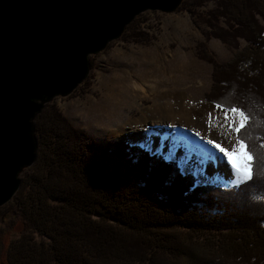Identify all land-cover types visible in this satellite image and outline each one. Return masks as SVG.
Returning a JSON list of instances; mask_svg holds the SVG:
<instances>
[{
	"label": "trees",
	"instance_id": "16d2710c",
	"mask_svg": "<svg viewBox=\"0 0 264 264\" xmlns=\"http://www.w3.org/2000/svg\"><path fill=\"white\" fill-rule=\"evenodd\" d=\"M208 4L209 9L196 12ZM175 11L197 16L204 36L235 48L229 61L218 63L204 41L196 42L197 57L212 67L204 99L222 109H252L256 123L248 132L254 142L264 140L257 115L264 108V0H182ZM143 16H136L118 40L145 41L147 34L140 36L139 27L149 28V20ZM239 39L244 41L241 48ZM33 125L34 163L22 171L19 191L0 206L4 264H163V254L187 256L188 264H236L203 256L194 260L208 251L204 239L226 245L228 258L245 257L246 181L228 187L195 184L194 175L183 173L176 162L164 164L120 140L100 143L75 128L53 104ZM262 162L264 158L254 162L253 176ZM250 186L264 196L255 179ZM15 219L21 231L3 247L4 231ZM257 240L250 239L249 247Z\"/></svg>",
	"mask_w": 264,
	"mask_h": 264
},
{
	"label": "rangeland",
	"instance_id": "374dc122",
	"mask_svg": "<svg viewBox=\"0 0 264 264\" xmlns=\"http://www.w3.org/2000/svg\"><path fill=\"white\" fill-rule=\"evenodd\" d=\"M210 7L208 4L196 12ZM139 15L151 21L147 23L149 28L139 27L140 36H144V32L147 34L145 41H109L104 49L90 55V59L88 57L92 64L86 78L66 96L53 97L40 112L48 104H53L75 128L83 130L100 143L120 140L141 154L148 152L152 158L164 164L178 161V168L183 173L199 174L194 176L195 184L222 187L236 185L232 183L233 179H228L231 166L227 159H220L222 154L210 155L205 151L213 149L212 145L207 144L208 140L230 147L235 143L236 134L229 133L226 127L218 126L225 124L222 108L204 99L212 83V67L197 57L195 45L198 41H204L211 58L218 63L229 61L235 48L208 33L204 36L205 27L198 23L197 16H190L187 11H145ZM242 46L244 41L239 39L238 48ZM257 115L264 126V108ZM160 126L168 128L167 136L173 137L170 146L157 142ZM166 138L162 137L163 142ZM158 149L163 151L161 157L155 153L159 152ZM213 152L218 153V150ZM205 163L208 167L204 166ZM262 164V170L252 178L261 189L264 187V162ZM208 170V177L214 178L216 175L217 178L206 179ZM220 178L225 180L221 181ZM170 179L174 181L173 174ZM251 180L246 181V202L250 209H246L245 257L239 255L228 258L225 252L230 249L226 245L221 248L211 239H204L203 246L208 251L200 255L196 253L198 256L194 260L200 261V256H203L205 260L215 262L228 259L236 264H264V259H261L264 257V196L254 191L250 186ZM238 185L244 186V181ZM18 191L19 188L15 194ZM10 218L4 217L5 220ZM20 231L21 223L15 219L10 228L4 231L3 247L17 238ZM218 238L221 241L225 235ZM255 238L258 240L250 248L249 241ZM161 256L163 264H172L173 261L176 264L191 262L185 260L187 256L177 259L168 257L169 254ZM0 264H4V261L1 260Z\"/></svg>",
	"mask_w": 264,
	"mask_h": 264
},
{
	"label": "water",
	"instance_id": "95a60500",
	"mask_svg": "<svg viewBox=\"0 0 264 264\" xmlns=\"http://www.w3.org/2000/svg\"><path fill=\"white\" fill-rule=\"evenodd\" d=\"M181 1L0 0V206L35 160L33 120L44 105L74 90L88 74V57L136 16L173 12ZM168 131L158 128L167 137L159 144L170 146Z\"/></svg>",
	"mask_w": 264,
	"mask_h": 264
},
{
	"label": "snow or ice",
	"instance_id": "6c2138e0",
	"mask_svg": "<svg viewBox=\"0 0 264 264\" xmlns=\"http://www.w3.org/2000/svg\"><path fill=\"white\" fill-rule=\"evenodd\" d=\"M215 107L220 108L221 105L217 103ZM222 111L225 124L218 126L226 127L229 133H235V143L231 144L230 147H225L221 143L208 140L207 144L212 145L213 149H205V151L210 155L222 154L219 158L227 159L232 168L233 175L236 177L232 183L238 185L243 181H249L253 178L254 162H258L264 158V152L261 151L264 149V140L256 143L248 132V129L256 123L252 109L237 105L229 106L227 109H222ZM211 118V114H209V121H211ZM213 150H218V153H214Z\"/></svg>",
	"mask_w": 264,
	"mask_h": 264
},
{
	"label": "bare ground",
	"instance_id": "6f19581e",
	"mask_svg": "<svg viewBox=\"0 0 264 264\" xmlns=\"http://www.w3.org/2000/svg\"><path fill=\"white\" fill-rule=\"evenodd\" d=\"M40 117H41V116H40ZM204 166H205V167H208V164L205 163ZM208 174H210V170H208L207 173H206V176H205L206 179H210V180H212V179L217 178L216 175L213 176L214 178H212V177H208ZM228 176H229V177H228L229 180H232V179L234 180V179H236V177H234V175H233L232 168H231V171H230V173L228 174ZM221 178H223V177H221ZM221 178H220V179H221ZM222 180H225V179H221V181H222Z\"/></svg>",
	"mask_w": 264,
	"mask_h": 264
},
{
	"label": "clouds",
	"instance_id": "9594fccd",
	"mask_svg": "<svg viewBox=\"0 0 264 264\" xmlns=\"http://www.w3.org/2000/svg\"><path fill=\"white\" fill-rule=\"evenodd\" d=\"M156 140H157V142L159 143V142H163V140H162V137H159V136H156ZM158 151L160 152V150L158 149ZM159 154H161V153H159ZM161 156V155H160ZM172 162V161H171ZM177 163H178V161H177ZM178 167H179V165H178ZM180 170H181V168H180ZM192 175H194V176H196V175H199L197 172H195L194 174H192Z\"/></svg>",
	"mask_w": 264,
	"mask_h": 264
}]
</instances>
